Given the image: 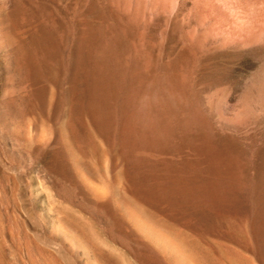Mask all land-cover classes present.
<instances>
[{"label": "rangeland", "instance_id": "1", "mask_svg": "<svg viewBox=\"0 0 264 264\" xmlns=\"http://www.w3.org/2000/svg\"><path fill=\"white\" fill-rule=\"evenodd\" d=\"M110 40L213 134L227 178L148 149L147 104L97 115L90 50ZM249 189L247 214L220 196ZM263 209L264 0H0V264H264Z\"/></svg>", "mask_w": 264, "mask_h": 264}, {"label": "bare ground", "instance_id": "2", "mask_svg": "<svg viewBox=\"0 0 264 264\" xmlns=\"http://www.w3.org/2000/svg\"><path fill=\"white\" fill-rule=\"evenodd\" d=\"M111 40L109 42L100 41L99 44H97L95 40L94 41L95 46L93 44L90 50L91 52L90 67L88 68V73H87V76L89 77V82H88L89 101H91V104L96 106L93 108L94 111L98 113L97 115L100 114L101 116H103V118L106 120L107 123L109 122V124H113L114 122L116 123L118 121V117H117L118 115L114 113L115 112V108H113L115 107L114 100L120 98L119 100H122L121 102L124 104V105L121 104V106L127 108L129 107L133 108V113L135 114L134 121L141 122L142 120L140 121V119L142 117V114H144L143 112L145 111L143 108L144 107L147 108V105H149L150 106L149 110L150 111L152 110L150 119H148V122H151L152 125L151 126L148 123L149 127H151L149 129L151 130V135L150 133L146 132V130L145 132H143L144 129L142 127L141 129L143 130L138 128H137L138 130H135V131H140L141 133L140 132L139 133L143 137H147L146 139H148L149 137L148 142H150V140L151 142H154L153 144H151V146H150L151 142L147 144V146L148 145L150 146V147L148 146V149L150 148L152 150V148H154L155 151L161 149V151H157V152H163L164 150V152L168 151L171 152L172 154L173 152H179V154L181 153L183 154L184 152L187 154L192 153L194 154V156L196 155L199 159L196 157L198 161L197 159H195L196 161L189 162L188 166L191 163H195L196 165L195 164L194 165L196 167L204 163L206 164L205 167H201V166L199 167V169L201 168L199 172L204 170L203 172L199 173L200 175H204L205 173H208L209 175L212 174L217 179H220L221 177L227 178L228 176H224L223 175L224 173H222V171L220 170L221 161L223 160H221V157L218 154L220 153V151L222 152V150L220 149L222 146L220 147L212 139L213 134L210 133L211 135H209V133L208 134L205 133L202 126H199L196 123H194L196 125L190 124L189 122L190 119L188 118L187 120L183 118V116L181 115L182 111L179 112L180 113L179 114L177 113L178 110L175 111L176 109L174 110L172 108V106L173 107L175 106L172 104H175L177 102L179 104L180 101L177 100H181V99L180 97L178 98L176 96V94L174 93L175 91L172 92L171 89L169 90L168 88L164 87V85L162 84L161 75L155 73L154 71H150L149 69H147L146 64L141 63V61H138L137 59L136 60L133 59L134 61L133 62L131 61L130 63L127 61L128 64H123L120 61H118L116 57L113 55L114 48L117 45H114V40L113 42H111ZM149 77H151L153 84L150 88L147 87L148 89H146V87H143L142 83L145 82L146 79L148 80ZM140 84H142L141 86L146 90L144 91L140 90L139 89ZM107 93L108 94L110 93V95H107ZM173 100L176 101L172 102ZM174 115H176L175 118L179 117V120L180 119L182 120L178 122L177 121L174 122L175 120L174 118H173L174 120H171ZM169 117H171V119ZM145 118L146 116L144 117V120ZM145 124L147 125V123ZM177 140H179V142L176 143ZM221 155L223 156V154ZM191 166L192 168H195L193 167V164ZM194 176L193 175L189 176L188 174L189 178H187V181L190 179V177L194 178ZM190 180L188 182H190ZM251 191L252 190L249 189L246 195H239L237 197V200L233 197H230L227 191H225L220 196H223L227 198L225 200L230 201L227 203L230 205L229 207H231L232 204L231 201H232L234 202L233 205H235V207L240 208L238 202L244 201L246 208L244 211L242 209H240V211L242 213L247 214V205L250 204L251 202L254 203V201H258L260 199L258 194H256L255 197H253ZM217 192H220V190H216L214 194ZM227 204L225 205L227 206ZM195 211L196 210L193 211L194 214L191 215L187 214V215L194 217V215L196 214ZM258 213H260V211ZM197 214H201V212H198ZM256 217H254L256 223V229L260 234H264V225L261 224L262 223V221H260L261 219L259 217L257 218Z\"/></svg>", "mask_w": 264, "mask_h": 264}]
</instances>
